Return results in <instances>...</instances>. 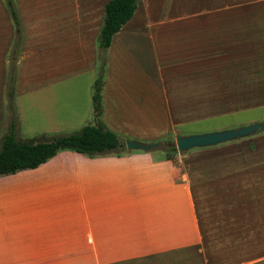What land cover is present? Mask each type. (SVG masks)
<instances>
[{
  "label": "crops",
  "instance_id": "obj_1",
  "mask_svg": "<svg viewBox=\"0 0 264 264\" xmlns=\"http://www.w3.org/2000/svg\"><path fill=\"white\" fill-rule=\"evenodd\" d=\"M83 3L76 22L55 23L45 58L25 69L18 62L10 89L25 135L95 122L91 86L104 4L96 12ZM253 3L264 17V0H137L105 49L99 120L123 141L162 138L171 128L166 82L173 91L175 81L224 79L216 71L225 53L240 50ZM160 152L62 150L0 175V264H190L203 241L194 201Z\"/></svg>",
  "mask_w": 264,
  "mask_h": 264
},
{
  "label": "rangeland",
  "instance_id": "obj_2",
  "mask_svg": "<svg viewBox=\"0 0 264 264\" xmlns=\"http://www.w3.org/2000/svg\"><path fill=\"white\" fill-rule=\"evenodd\" d=\"M106 1L89 0V7L98 11ZM258 3L247 5L246 36L240 50L231 51L229 59L225 53L224 65L216 71L224 79H187L188 84L175 81L173 91L166 82L171 128L162 138L146 141L160 143L149 151L165 152L164 144L169 141L174 145L176 133L264 122V17L258 15ZM84 4L83 0H12L18 17L16 31L6 0H0V79H5L3 94L0 92V144L16 117L19 137L42 134L21 132L14 104L7 99L11 77L16 78L20 60L25 69L31 66V59L45 58L55 23L69 27ZM251 14L259 16L256 21ZM73 50L72 54L77 53ZM103 53L106 57V50ZM77 66L74 61L70 68ZM170 159L176 179L183 178L191 190L203 237L196 249L200 256L190 264H264V130L215 146L177 150Z\"/></svg>",
  "mask_w": 264,
  "mask_h": 264
},
{
  "label": "trees",
  "instance_id": "obj_3",
  "mask_svg": "<svg viewBox=\"0 0 264 264\" xmlns=\"http://www.w3.org/2000/svg\"><path fill=\"white\" fill-rule=\"evenodd\" d=\"M136 2L137 0H107L104 4L103 22L97 39L102 55L91 86V106L95 122L86 123L74 131L53 133L51 136L42 133L34 137H19L16 128L17 117L16 120L11 119L9 129L3 135L0 144V175L35 168L62 150L75 151L87 156L109 153L120 155L126 151L125 142L99 120L102 112L101 89L105 68L103 51L109 46L114 33L130 19ZM6 4L14 21L15 30L19 31L18 17L12 0H6ZM7 96L9 103L12 104L11 89L7 91ZM164 151L165 157L169 159L177 149L168 141L164 144Z\"/></svg>",
  "mask_w": 264,
  "mask_h": 264
},
{
  "label": "water",
  "instance_id": "obj_4",
  "mask_svg": "<svg viewBox=\"0 0 264 264\" xmlns=\"http://www.w3.org/2000/svg\"><path fill=\"white\" fill-rule=\"evenodd\" d=\"M259 130H264V122H252L233 128H224L201 133H176L174 135V145L178 151H187L192 148L210 147L227 141L250 136ZM124 142L127 149L143 151H149L160 145L159 142H143L134 139H125Z\"/></svg>",
  "mask_w": 264,
  "mask_h": 264
}]
</instances>
